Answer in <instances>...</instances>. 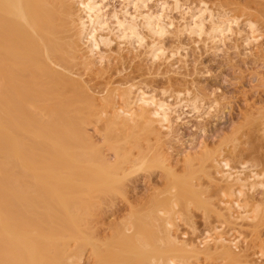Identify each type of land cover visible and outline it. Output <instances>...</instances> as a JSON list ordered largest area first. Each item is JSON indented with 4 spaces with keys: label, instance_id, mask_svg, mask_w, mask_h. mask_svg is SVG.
Listing matches in <instances>:
<instances>
[{
    "label": "bare ground",
    "instance_id": "6f19581e",
    "mask_svg": "<svg viewBox=\"0 0 264 264\" xmlns=\"http://www.w3.org/2000/svg\"><path fill=\"white\" fill-rule=\"evenodd\" d=\"M102 1L104 0H0V264H79L80 255L82 257L86 248L89 249L92 264H190L194 257L199 258L200 255L207 259L220 258L221 264H239L242 255L235 251L239 243L237 236L228 239L220 235L210 245L207 239L211 235L207 232L204 245L200 247L188 243L183 245L174 236L176 233L173 229H177L176 218L181 219L183 213L188 214L189 203L196 199V203H204L205 207L208 204L197 195L200 191L197 189L196 193L194 187L191 188L193 184L185 185L189 182L183 184L186 181L182 182L183 179H178L182 184L178 181L176 183L180 185L173 200L168 203L166 199L159 201L151 208L150 213L147 211L150 215H146L144 219L149 218V223L138 217L136 225L132 210V220L127 218V221L123 217L125 223L123 221L116 224L118 226H114L115 230H112L116 239L112 242L118 241L116 245L111 243V237L106 239L105 236H97V228L93 231L91 225L88 226L90 218L86 216L92 213V207L95 208V199L114 194L117 183L121 186L119 181L122 179V165H111L101 149L93 144L91 135L87 133V125L103 122L104 137L116 147L115 141L120 136H113V132L117 134L116 129L119 131L125 128L126 132L129 130L131 133L135 128L134 133L137 128H141L158 138L162 129H171L173 114L176 115V120L179 119L180 113L176 109L184 104L183 94L190 96L192 110L198 111L201 103L197 102H202L200 95L191 97L189 91L186 90L185 94L182 90L183 92L178 91V100L172 105L157 98L152 92L142 90L134 82L120 79L111 87V94L107 92L103 100L98 101L99 97L97 99L91 94L92 89L90 91L85 84L86 79L83 80L81 75L77 76L82 80L76 79L77 73L74 71L82 72L83 69L91 78L95 73L102 72L97 68L103 63V55L106 54L103 51L101 53V46L111 49L112 44L116 43L118 47L115 48H127L129 51L125 52L128 53L138 47H145L144 54L153 62H168L174 56L172 53L168 54L164 43L158 39L169 32L170 23L166 24L162 20V13L149 12L146 4L148 0H122L123 10L110 14L103 9ZM174 3L180 8L179 0H174ZM164 4L166 3L160 5V10L165 9ZM130 8H133L134 14L129 11ZM203 9L187 10L188 20L181 23L183 25L177 32H186L197 38L205 36L216 45L228 38V32H234L233 24L238 26L235 15H225L226 18L222 15L221 18L218 13L221 20L216 16L217 13H208L206 17V9ZM246 21L247 31L235 28L236 34L242 35L244 46L255 43L264 34L258 27L264 22L260 21L258 24L253 19ZM147 37L152 38L151 41L148 42ZM112 53L117 56L119 54ZM97 55L103 58L100 59ZM121 55L119 54L120 59ZM36 102L46 103L38 109L39 112L43 111L41 113H44L42 116L45 119L38 116L39 112L31 113V109H36ZM129 136L126 140L129 138L130 141ZM133 136L134 134L131 135ZM190 153L186 154L187 161L191 159ZM220 153L209 156L213 163L211 166L222 177L221 181L215 178L213 180L214 176H210L207 170L204 172L213 183L215 180L224 182L218 189L229 202H223L225 211H222V207L215 209L211 202V207L209 204L207 207L215 210L212 212H216L215 215L219 218L222 216L225 221H251L257 220L256 217L259 216L257 223L251 221L253 226L259 224L258 222H262L260 218L264 219L260 217L263 204L253 201L254 204L251 205L245 188L248 186L247 182L250 183L251 190L258 186L264 188V182L252 180L253 177H260L254 171L251 173L253 176L247 178H242V173H239L241 171H235V174L230 168L231 158L228 155L223 157ZM161 164L164 166V159ZM118 168L121 169L118 171L120 173L116 170ZM115 174H120V177ZM176 207L183 209L178 210ZM140 220L141 223H148H143L144 228L150 226L144 229L145 232ZM147 230L149 231L146 233ZM141 231L146 238L149 235L147 240L143 235V242L140 240L143 234ZM116 236L118 237L115 238ZM148 241L151 243L149 249L143 246ZM107 247H112L118 254L112 252L116 255L112 257L113 254L109 253ZM262 248H259V255L264 252ZM111 257L116 258L111 260L112 263L108 259ZM245 261L243 259L242 262H249Z\"/></svg>",
    "mask_w": 264,
    "mask_h": 264
},
{
    "label": "rangeland",
    "instance_id": "374dc122",
    "mask_svg": "<svg viewBox=\"0 0 264 264\" xmlns=\"http://www.w3.org/2000/svg\"><path fill=\"white\" fill-rule=\"evenodd\" d=\"M164 2L166 3L164 4L165 9L160 10V5H163ZM146 4L150 10L149 12L160 15L162 13V20L166 24L170 23V26H168L169 32L161 37V39H158L164 43V47L167 49L168 54L172 53L174 55L170 57L173 58L168 62H153L150 57L144 54L145 47H138L139 49L136 48L137 50L128 53L129 49L124 47L123 49H118V45L114 43L111 46V49H114V51L101 46V53L103 51V54H106H102L104 58L97 55L98 58H103L104 61H102L103 63L98 67L96 65V67L99 68L98 71L102 70V72L97 71L98 73H95L96 79L94 78L95 75L93 78L86 75L81 67L80 69H82V72H80L81 70L77 72L72 69L77 73L75 74V77H77L76 79H86L84 82L87 81L88 83L86 82L85 84L90 88V91L92 89L91 94L97 97V99L99 97L98 101L103 100L108 94L107 92L111 91V87L114 86L116 81L125 80L134 82L138 87H142V90L148 93L152 92L157 98L164 99L172 105L178 100L176 94L178 91L182 90L184 93L186 90L189 91L191 97H193V95H200L202 102H197L199 104L201 103L198 111L192 110L190 107L192 100L189 102L190 96L186 93V95L183 94L182 99L184 104L180 106L181 109L180 107L176 109L180 113V120H176V115L173 114L174 121L171 129H162L158 135L159 140H157V136L155 137L145 132V130L143 131L141 128L139 129L136 127L137 129L134 133L132 132L135 128L133 131L130 130L131 133L128 132L129 130L127 129L128 135L126 129L122 128L123 130L119 129V131L116 129L117 132L115 133L117 134L113 132L115 138H117V135H120L119 138H121V140L117 138L119 142L116 140L115 143L117 142V145L113 147L104 137L105 131L102 129L103 122H98L97 125L95 122H92L87 125V133L91 135L89 136L92 138L93 144L101 149L105 158L111 162V165L116 166L119 164L118 167L122 165V173L118 172L120 168L116 169L117 172L122 175L121 181L118 180L120 184L122 183L121 186L117 183L118 187L114 194H106L108 195L107 197L96 198L95 201L97 203L93 205L95 208L93 209L91 206L92 213L87 216L85 215L86 218H90V220H87L91 221H88V226L91 225L90 228H92L93 231L97 228L98 232L97 230L95 231L96 235H101L102 238L105 236L104 238L106 239L111 237V243L114 242V237L112 235L114 232H112V230L114 226H118L116 224H120V222L123 221L124 224L125 220H132L134 215L137 219L134 218L133 220L139 222L138 217L139 219H141V217L144 219L146 215L149 216L150 214H148V212L157 205L159 201H165L166 199L168 203L169 200H173V195L178 192V187L180 185L176 184L178 179H183L182 182L186 180L183 184L189 182L185 185L191 184L192 186L193 184V186L190 187H194L196 193L198 192L197 189L200 191V193L197 194L198 196L200 195L208 204L211 202L215 209L216 207L221 208L224 204L223 202L228 200L222 197L223 193L218 187L224 184V182H218L221 181L220 178L222 179V177H220V173H216V169L213 168L214 166H211L213 163L210 162L211 157L215 156L214 154L217 152H221L220 154H223V157L228 155V157L231 158L230 168L234 173L235 171H241L239 173H242V178H247L253 176L252 174L254 171V173L256 172L259 174L260 177H253L252 180L255 182H264V34L262 35L263 37L259 38L255 43L245 46L242 42V35L236 34L237 29L248 30V27H246L247 19H253L256 23H260V21L264 22V0H179L180 8L176 7L174 0H148ZM102 6H104L103 9L108 14L116 10H123L122 0H104L102 1ZM148 8L146 9L147 11ZM201 8L206 9L205 12L203 11L206 17H208V13H219L221 18L222 15H224V17L225 15L227 17L230 15V17L233 15L237 16L236 23L238 26L233 24L234 32H228L230 37L227 35L228 38H225V41L223 40V42H221L223 44L218 42L215 45V43L209 41L205 36L197 38L195 35L191 36V34L186 32H177L183 25L181 23L188 20L187 17L189 14L187 10H201ZM120 11L118 12L120 13ZM129 11L134 14L133 8H130ZM217 14L216 16L219 18V14ZM260 24L261 27L258 26L260 32L264 33V23ZM235 28L237 29L235 30ZM150 39L152 38L147 37L146 40L149 42L151 41ZM115 46L117 47L115 48ZM116 49L118 51H116ZM110 50L111 52H109ZM126 50L128 51L125 52ZM112 52H117V54L119 53L120 55L123 54L121 55L122 59H120L121 57L119 54L118 57L116 53ZM76 68H79V66ZM74 72L72 76H74ZM77 75H81L80 77L83 78L81 79ZM89 78H91V80ZM45 104L46 103L43 102H36L34 105H37L36 109L35 107L31 109V113L39 112V107ZM41 112H39L40 114H38V116L44 118V116H42L44 113L42 114ZM133 134L134 136L131 137ZM127 136H129L130 141L132 140L133 142H130L128 140L129 138L126 140ZM186 150L191 152L190 154L192 155L191 159L188 161L185 158L188 153ZM116 153H118V155H116ZM209 155L212 156L210 157ZM163 159L165 163L164 166L161 164ZM204 171L210 172V176H214L213 180L214 178L219 180H215V183H213V181L209 179L210 182L208 180V175H206ZM120 174H115V176L117 175V177H120ZM182 182L180 183L182 184ZM247 184L248 186L246 185L245 192L247 196L250 197H247L251 201L250 204H254L253 201L262 203L263 208L260 217H264V188L258 186L257 188L255 187V191V189H249V182H247ZM118 188L120 190H118ZM117 190L119 192H117ZM195 200L196 199H194L193 203L187 205V215L183 213L181 219L176 218L177 227L175 228L177 229H173L176 234L173 233V231L172 234H175V237L177 236L180 243H188V245L195 244L199 247L203 246V241L206 240L207 232L211 235L210 237L208 236L209 239H207L210 245H213L212 243H215L213 241L220 235L228 239L237 236L239 238V247L237 246L235 251L242 255L240 256V259H242L240 263L249 264L251 261L252 264H254L255 261L256 264H264V254L263 257L261 256L264 252L259 255L262 246V251L264 250L263 218H260L262 222H258L259 224H254V226L252 224L257 223L259 216L256 217L257 220H251L253 223L248 220L241 221L240 219L234 220V222L230 219L229 221L227 219L225 221V219L221 218L222 216L220 218L216 216L215 214L217 213L212 212L215 210L209 209V207H207L208 204L206 205L207 209L204 203H196ZM251 205L249 208H251ZM176 209L180 210L183 208L176 207ZM131 210L134 212L133 214L132 212L130 213ZM222 211H225V209L223 208ZM131 214L133 218H130ZM146 220H148L149 223V218ZM146 220L144 219L143 221ZM141 222L142 220H140V223ZM143 223H141L142 226ZM125 225L132 228L128 223ZM138 226H140L139 223ZM146 227L148 228L150 226H145V228ZM145 228L144 226L142 227L143 230ZM148 231L149 230H147L146 233ZM115 233L117 234V232ZM143 235L145 234H142V238L139 237L140 240L142 239V242L144 240ZM147 236V238H149L148 234ZM117 237L118 236L115 238ZM147 238L145 235L146 240ZM109 241L110 240H108V243ZM72 242L73 241H71V243ZM116 242L118 241H115V243ZM261 242L263 245H261ZM148 243L146 242L145 244L147 245L143 244V246H147L149 249L151 243ZM111 248L107 247V250L109 249V253L111 252L110 254H113L112 257H114L116 255L112 252H116L113 250L115 246ZM117 248L119 247H116V249ZM87 249L88 248H86V250L84 249L82 252V257L80 255L81 260L79 264H90L92 262L89 260L90 253L88 251L89 249ZM110 254H107V256L110 257ZM174 254L175 253H173V255ZM111 258H108L110 262L116 259ZM209 259L210 257L207 259L206 256L200 255L199 258L196 257L195 259L194 257L190 264H196L198 261L199 264H217L218 261L219 264H221L220 258L216 257V259H214V257H211V259ZM243 259L249 262L245 261L246 263H243ZM174 264L181 263L175 262Z\"/></svg>",
    "mask_w": 264,
    "mask_h": 264
}]
</instances>
